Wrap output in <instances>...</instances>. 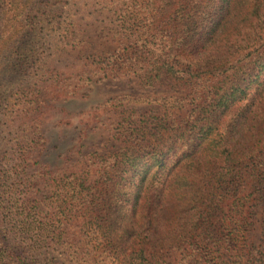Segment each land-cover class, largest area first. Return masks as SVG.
I'll use <instances>...</instances> for the list:
<instances>
[{
    "label": "trees",
    "instance_id": "1",
    "mask_svg": "<svg viewBox=\"0 0 264 264\" xmlns=\"http://www.w3.org/2000/svg\"><path fill=\"white\" fill-rule=\"evenodd\" d=\"M117 2L118 8L97 0L86 16L92 24L119 22L115 50L94 60L77 53L91 24L80 34L81 25L71 21L76 14L64 19L71 24L58 25L56 42L51 35L60 9L50 10L48 0H0V78L12 62V74L24 80L39 61L42 41L49 42V55L30 82L34 111L48 87L67 90L69 81L95 77H124L143 87L165 77L185 93L171 100L190 101L152 120H121L114 130L121 148L72 175L63 184L71 194L58 217L36 222L40 245L58 247L73 264H193L199 256L216 264H262L264 0ZM29 17L36 24L48 18L45 39H27L38 31ZM75 54L83 66L74 76L62 58ZM173 110L184 114L178 118ZM34 135L29 150H40L45 140ZM16 138L26 141L19 133ZM5 237L0 224V264H60L49 251L19 242L30 255H17ZM213 249L221 256L213 257Z\"/></svg>",
    "mask_w": 264,
    "mask_h": 264
},
{
    "label": "rangeland",
    "instance_id": "2",
    "mask_svg": "<svg viewBox=\"0 0 264 264\" xmlns=\"http://www.w3.org/2000/svg\"><path fill=\"white\" fill-rule=\"evenodd\" d=\"M104 2L108 7L118 8L117 0ZM48 6L50 10H61L60 18L55 21L52 41L57 42L61 38L62 32L58 25L64 22V28L72 21L75 23L74 27L76 24L81 25V28L77 27L80 34L91 24L80 38L83 45L77 46L79 47L77 53H81L82 58L91 56L97 60L115 50L114 32L115 27L118 28L116 25H119L118 20L113 19L112 25H106L107 18H101L97 24H92L93 18L86 17L98 8L97 0H48ZM18 7L21 9V6ZM37 8L44 14L42 6ZM74 14L76 18L64 21L66 17H74ZM29 18L38 31L37 36L29 34L27 39L33 40L37 37L45 39L48 35L45 27L48 18H44V24H36L33 18ZM72 28L71 36H77L76 30ZM48 43L47 40L42 41L39 46V61L31 72H26L24 83H20L24 80L19 79L18 74H12V62L2 67L4 70L0 78V224L6 234V244L15 248L17 255L23 254L24 249H19L15 242L22 243L23 247H40L39 249L42 248L45 252L49 251L60 264H73L58 247L48 248L46 245H40L42 237L36 229L37 221L48 224L49 220L56 219L59 206L69 200L71 191L69 188L65 189L63 184L73 180L72 175L86 172L88 166L95 160L100 162L102 157L108 158L109 154L121 148L114 132L121 120L133 119L136 122L146 118L152 120L156 113L164 112L165 108L173 104L189 105L190 101L188 99L185 103L171 100L175 98L173 95L183 98L185 93L165 77L151 87H143L135 80L124 77L119 80L95 77L82 84H77V81L71 79L72 81H69L71 87L67 90L66 87L55 85L48 87L41 92L42 104L39 112H36L35 106L30 105L35 102L34 94H30V82L32 77L34 79L37 69H40L41 61L49 55ZM62 59L69 61H62V65L69 66L66 71L68 74L77 75V71L83 66L82 59L77 58L76 54L70 59ZM2 79L5 81L1 83ZM173 111L178 118L184 114L182 111ZM9 122L14 123V126H9ZM16 133H19L20 137H25L26 141L16 138L17 141L14 142L12 137H15ZM35 133L43 137L45 144L42 149L33 151L29 150L28 143L35 138ZM94 172L95 168H92L89 175H94ZM36 207L39 210L38 214L35 211ZM77 223H80V218ZM23 226L26 230H23ZM78 230L77 225L72 227V232ZM211 252L213 257L221 256V252L214 249ZM26 255L29 259L30 254L21 256ZM97 259L100 260L98 257ZM193 264L216 262L212 261L211 257L203 259L199 256Z\"/></svg>",
    "mask_w": 264,
    "mask_h": 264
}]
</instances>
